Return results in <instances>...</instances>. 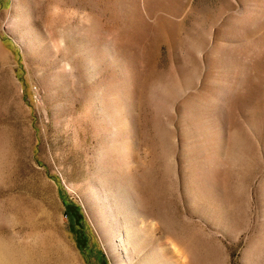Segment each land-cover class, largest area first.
<instances>
[{
	"label": "rangeland",
	"instance_id": "1",
	"mask_svg": "<svg viewBox=\"0 0 264 264\" xmlns=\"http://www.w3.org/2000/svg\"><path fill=\"white\" fill-rule=\"evenodd\" d=\"M0 239L264 264V0H0Z\"/></svg>",
	"mask_w": 264,
	"mask_h": 264
},
{
	"label": "bare ground",
	"instance_id": "2",
	"mask_svg": "<svg viewBox=\"0 0 264 264\" xmlns=\"http://www.w3.org/2000/svg\"><path fill=\"white\" fill-rule=\"evenodd\" d=\"M30 257L0 239V264H29Z\"/></svg>",
	"mask_w": 264,
	"mask_h": 264
}]
</instances>
